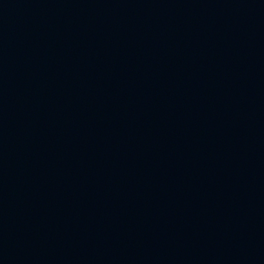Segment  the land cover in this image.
I'll return each mask as SVG.
<instances>
[{
	"label": "water",
	"instance_id": "obj_1",
	"mask_svg": "<svg viewBox=\"0 0 264 264\" xmlns=\"http://www.w3.org/2000/svg\"><path fill=\"white\" fill-rule=\"evenodd\" d=\"M0 264H264V0H0Z\"/></svg>",
	"mask_w": 264,
	"mask_h": 264
}]
</instances>
